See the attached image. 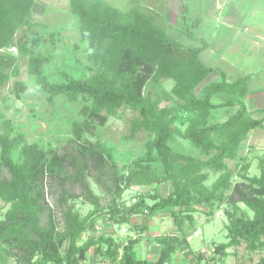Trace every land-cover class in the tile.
Listing matches in <instances>:
<instances>
[{"label": "trees", "instance_id": "1", "mask_svg": "<svg viewBox=\"0 0 264 264\" xmlns=\"http://www.w3.org/2000/svg\"><path fill=\"white\" fill-rule=\"evenodd\" d=\"M34 5L35 0H0V86L10 80L8 71L18 63L3 53L15 46L17 33L29 24ZM69 10L79 21L89 60L99 69L85 80L68 77L52 83L44 74L47 58L38 51L41 37L27 36L18 42L20 52L29 58L30 75L50 95L49 101L64 96L70 103L82 100L86 104L83 121L73 125V136L56 150L47 152L27 143L23 136L0 135V200L10 205L0 218V264H6L3 253L18 264H85L91 250L107 264H169L182 248L167 237L157 238L163 249L155 262L137 257L139 237L123 243L114 236L100 235L78 242L83 232L96 226L105 209L119 225L129 223L132 216H154L169 209L187 241L185 221L195 230L194 214L204 211L212 215L215 205L231 206L233 212L224 226L227 242L214 248L212 257L221 253L224 260L230 248L245 244L249 253L261 254L250 264H264V160L259 176L238 171L241 181L236 183L226 162L238 160L251 131L264 127V117L253 118L245 103L248 77L228 82L224 72L202 63L200 55L209 45L195 35L202 18L186 22L187 4L181 17L187 26L184 35L201 43L199 47L172 39L140 11L124 14L101 0H70ZM211 74L219 75L221 82L206 85L203 97H198L196 90ZM162 80L174 82L170 92L174 106L161 107L159 100L145 95L150 81ZM16 88L22 93L27 89L21 82ZM214 97L224 102L214 104ZM122 107L139 112L131 122V138L142 130L154 135L147 145L148 157L126 168L127 174L111 150L85 139V134L105 126L108 115ZM232 107L238 109L228 120L210 122L213 110ZM6 126L11 127L10 123ZM177 136L191 141L202 155L214 154L201 160L175 153L169 143ZM17 151L19 161L14 160ZM153 161L160 163L163 174L152 168ZM208 169L222 172L211 188L205 184ZM92 182L103 196L94 192ZM164 183L173 189L167 197L139 194L129 206L119 202L128 190ZM148 198L156 202L149 205ZM74 199L84 200L94 210L81 217L71 203ZM242 205L252 214L237 215ZM186 255L195 256L191 250ZM199 256L195 259L204 257Z\"/></svg>", "mask_w": 264, "mask_h": 264}, {"label": "rangeland", "instance_id": "2", "mask_svg": "<svg viewBox=\"0 0 264 264\" xmlns=\"http://www.w3.org/2000/svg\"><path fill=\"white\" fill-rule=\"evenodd\" d=\"M101 1L110 5H113L111 3H119L117 0ZM66 2H68V5L70 4L69 0H63V3L56 4V6L51 4L49 7L46 6V3H38L32 10L29 24L18 31L15 46L8 52L3 53L15 57L18 63L13 70L8 71L10 80L0 86V135L8 134L11 138L23 136L27 143L38 145L47 152L61 147L73 136V125L83 121V109L86 103L82 100L70 103L64 96L55 97L53 102L49 101L50 95L42 89L37 79L30 75L29 58L20 52L18 42L27 36L31 38L41 37L38 51L47 58L44 74L49 82L60 83L68 77L75 80H85L93 76L99 67L89 60L87 43L81 40L79 21L66 7ZM172 3L169 10L165 11L170 17L162 21L164 26H160V28L172 39L188 47L201 46L199 43H193L184 35L187 26L177 17L178 15L182 17V12L175 0H172ZM117 6L118 9L121 8L124 14L133 12L131 10L132 6L126 3L114 5V7ZM54 7H60L61 9H55ZM193 7L191 6L188 21L186 20L188 24H192L198 17V11ZM144 13L149 15V12L144 11ZM150 13L154 14V12ZM214 24H216V31L219 30L218 25L220 24L216 22ZM218 77L215 74L210 76L196 90L197 96L203 97L202 89L210 83L220 81L221 79ZM17 82H21L26 86L25 93L16 88ZM173 86L174 82L172 80H162L158 83L150 81L145 88V95L153 100H159L161 107H171L176 103L170 94ZM212 102L221 104L224 100L221 97H214ZM237 109L236 107L214 110L210 122L223 123L233 116ZM138 116V111L122 107L114 115H108L105 126H97L94 134H85L86 140L101 143L111 150L115 162L126 174V168L131 167L136 161L148 157L147 145L154 139V135L144 130L131 138V122ZM6 123H10L11 127H7ZM184 129L185 126L182 127V130ZM253 131L251 139L242 145L238 160L226 161L233 172L234 183L241 181L238 177V171L246 173L250 177L260 175L261 160H264V127ZM169 145L175 153L196 159L206 160L214 154L212 152L210 156L202 155L200 149L191 141L179 136L171 141ZM14 160L19 161V151L14 153ZM151 165L158 174H163L159 162L153 161ZM245 166H247L246 170L243 168ZM204 172L209 173V179L205 183L208 188L212 187V184L222 173L211 169ZM92 188L96 194L103 196V193L93 182ZM172 191V187L165 183L153 187H136L126 191L119 202L122 205L129 206L139 194L164 198L169 196ZM147 202L152 205L156 200L148 198ZM71 203L75 205V210L79 212L81 217L87 216L94 210L93 206L82 199L71 200ZM9 208L10 205L0 200V218L4 216ZM213 209L212 215H208L204 211L194 214L196 231L190 227L189 221H185L184 233L188 236L187 241L185 235L179 231L169 209L154 216H132L130 222L123 225L110 220L109 210L105 209L97 217L96 226L83 232L78 243L82 244L87 239L100 235L114 236L118 242L123 243L130 238L139 237L141 241L135 246L137 257L141 261L155 262L159 259L163 249V246L157 242V238L167 237L170 238L171 243H175L182 248V250L175 252L169 264H250L256 262L261 254L249 253L245 244L237 249L230 248L228 250L229 256L224 260L220 259L221 253L212 257L214 248L227 242V231L224 226L229 222V215L233 212L232 207L228 205H215ZM241 213L244 215L252 214L243 205L237 215ZM118 218L120 217L117 216ZM187 244H189V248H187ZM65 247H67V244L63 245L62 249ZM189 250L193 251L195 256H187L186 253ZM201 251L206 252L203 253L204 257L195 259ZM3 256L6 264H18L5 253H3ZM85 264H107V262L91 250L87 253Z\"/></svg>", "mask_w": 264, "mask_h": 264}, {"label": "crops", "instance_id": "3", "mask_svg": "<svg viewBox=\"0 0 264 264\" xmlns=\"http://www.w3.org/2000/svg\"><path fill=\"white\" fill-rule=\"evenodd\" d=\"M40 2L46 3L49 7L51 4L56 6L63 3V0H35L34 7ZM117 2L119 3L108 5L114 7L116 4L126 3L132 6L133 11L149 12V15L144 14L152 18L159 27L164 26L162 21L170 17L165 11L169 10L172 0H117ZM175 2L181 12L184 4L188 5L189 12L191 6H194L193 8L198 11L197 18H202L201 24L195 31L196 37L203 39L209 45L200 55L202 63L208 68L224 72L228 82L248 77L249 92L245 103L253 118L262 119L264 117V0H187V2L175 0ZM66 4L69 8L70 4L68 5V2ZM119 10L121 11V8ZM206 10L209 12H204ZM177 17L182 21L181 16ZM215 22L220 24L217 31ZM218 78L221 79L220 76ZM253 132L249 134L246 143L251 139Z\"/></svg>", "mask_w": 264, "mask_h": 264}, {"label": "built area", "instance_id": "4", "mask_svg": "<svg viewBox=\"0 0 264 264\" xmlns=\"http://www.w3.org/2000/svg\"><path fill=\"white\" fill-rule=\"evenodd\" d=\"M136 201H137V200L134 198V199H133V203H136ZM201 253H202V255H204L203 253H206V252L201 251Z\"/></svg>", "mask_w": 264, "mask_h": 264}]
</instances>
